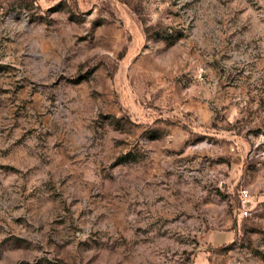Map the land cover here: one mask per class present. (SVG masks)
Wrapping results in <instances>:
<instances>
[{
	"label": "rangeland",
	"instance_id": "rangeland-1",
	"mask_svg": "<svg viewBox=\"0 0 264 264\" xmlns=\"http://www.w3.org/2000/svg\"><path fill=\"white\" fill-rule=\"evenodd\" d=\"M0 264H264V0H0Z\"/></svg>",
	"mask_w": 264,
	"mask_h": 264
},
{
	"label": "built area",
	"instance_id": "built-area-1",
	"mask_svg": "<svg viewBox=\"0 0 264 264\" xmlns=\"http://www.w3.org/2000/svg\"><path fill=\"white\" fill-rule=\"evenodd\" d=\"M241 200H242V212L243 215H247L249 213V203L251 202V195L246 188H243L241 191Z\"/></svg>",
	"mask_w": 264,
	"mask_h": 264
}]
</instances>
